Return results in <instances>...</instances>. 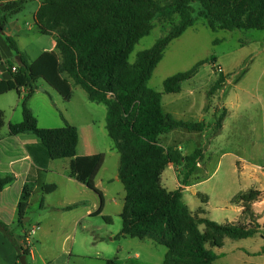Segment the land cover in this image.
<instances>
[{
	"label": "trees",
	"instance_id": "16d2710c",
	"mask_svg": "<svg viewBox=\"0 0 264 264\" xmlns=\"http://www.w3.org/2000/svg\"><path fill=\"white\" fill-rule=\"evenodd\" d=\"M25 4V0L0 1V30L5 29L10 17L25 9ZM200 19L213 31L264 32V0H44L35 15V25L40 34L56 37V55H45L36 67H32L17 41L6 37L9 49L20 61L12 59L4 65L9 76L16 80L17 93L23 95V120L10 123V134L27 133L39 139V143L30 145L28 150L34 163L42 168H47L53 160L77 156L78 128L66 120L63 127L42 128L28 105L39 89V78L47 74V69H56V77L65 88L60 94L67 101L72 98L73 87L80 85L89 101L106 105V128L114 143L113 150L120 154L118 177L126 191L119 237L150 239L165 247L167 251L161 264H214L218 256L212 249L224 247L226 239L238 241L259 234L264 237V225L258 224L253 209H245L236 223L197 218L184 203L182 188L168 191L161 183L162 173L174 164L183 167L181 185L189 186L198 163L203 160L202 149L185 156L178 148L164 147L160 139L178 129L206 130L205 122H185L166 112L162 97L180 93L183 83L192 80L207 61L169 77L164 82V93L151 89L148 84L166 48ZM157 20L171 24V29L131 62L134 47L151 33ZM245 72L240 73L236 83ZM227 77L220 73L210 93L221 90ZM226 115V109L216 115L215 134L222 130ZM5 125L6 114L0 110V132ZM104 161L105 155L100 154L85 174L86 186L97 193L101 202L100 209L93 215L103 214L104 193L95 180ZM14 180V176L0 178V192ZM57 188L56 184H47L43 194L53 193ZM21 193L19 218L23 223L33 187L26 185ZM262 195L253 188L240 192L231 202L252 203ZM103 217L107 224L112 223V217ZM0 228L11 237L8 225L0 221ZM28 255L29 250L21 246L19 257ZM106 264L119 263L116 258Z\"/></svg>",
	"mask_w": 264,
	"mask_h": 264
},
{
	"label": "rangeland",
	"instance_id": "374dc122",
	"mask_svg": "<svg viewBox=\"0 0 264 264\" xmlns=\"http://www.w3.org/2000/svg\"><path fill=\"white\" fill-rule=\"evenodd\" d=\"M43 1L26 0L25 9L12 18L14 21L18 20L23 28L25 27L27 36L23 38L22 43L31 46L35 52H39L50 40L42 34V36L39 35L40 41L33 37L36 35L33 17ZM26 24H28L27 27H32V31L27 32ZM171 27L169 23L161 20L155 21L151 33L134 47L130 61H136L140 52L154 46L169 32ZM13 39L16 40V37L13 36ZM0 45L2 52L8 53L6 36L0 35ZM202 61L207 62L199 68V72L192 80L183 83L182 93L164 94L163 104L166 111H170L169 100L179 96L188 97L192 90L194 92L192 96L194 118L186 119V121L198 122L200 113L203 112L206 114L205 120L209 124H214L215 116L222 114L224 110L222 106L224 99L230 96L233 100L236 95L241 97L242 110L233 113L234 118L227 127L225 139L217 140L213 144H208L206 139L198 142H184L186 149L191 152L200 147H203L204 151L202 160L204 167L191 180L190 186L193 187L185 192V200L190 202L193 209L196 208V214L199 217H206L217 223L234 222L239 219L230 201L231 197L239 192L264 187V182L259 181L261 170L264 172V82L261 83L260 94L256 92L259 68L260 65H264V32L261 30L213 31L205 24L204 19H200L166 48L163 60L153 72L148 86L164 93V82L169 77L190 71ZM244 70L246 72L236 83L238 76ZM223 72L228 76L229 83L226 80L221 90L211 94L210 91L219 74ZM56 75V69H47V74L37 83L39 89L48 91L53 101L51 111L38 112V119L43 128L63 127L64 119H66L80 132L78 159L75 161L74 169V189L68 193L71 195L73 204L79 203L73 209L72 241L67 243L68 247H71V264H106L108 260L116 258L119 264L133 262L161 264L167 251L165 247L150 239L119 237L123 227L121 213L124 208L126 191L117 178L120 154L113 150L114 143L106 128L107 106L89 101L87 93L80 85L73 87L72 98L67 101L65 96L60 94L65 88ZM17 98L18 93L16 92L0 96V110L6 114V123L14 116L13 108H16L13 123L16 118L20 121L23 119L21 103H15ZM11 103H14L13 107ZM177 132L187 135V132L182 129H178ZM174 136V133L164 135L160 142L164 147L170 146ZM243 145H245L243 148L238 149ZM100 154L105 155V162L95 182L104 193L105 203L103 214L93 215L100 209L101 202L97 193L86 186L85 174L97 162ZM236 155L246 161L238 160ZM178 177L177 181L171 170L167 168L161 175L162 186L168 191H174L175 187H180L181 179L184 178L181 174ZM65 188L63 183L60 192L52 196L51 201L58 200ZM40 193H36L33 197L29 210L31 221L27 223L29 226L37 221L40 213L44 212L41 208ZM104 215L113 218L111 224L106 223ZM76 220L78 222L75 230L73 226ZM70 222L71 219L66 226L68 229ZM226 242L225 247L212 249L218 256L214 264H227V261L239 256L235 252L237 247H241L245 252L256 251L262 239L254 236L240 241L227 239ZM136 254L139 255L138 258L135 257ZM261 255L264 260V253ZM251 257L255 261L261 260L254 255Z\"/></svg>",
	"mask_w": 264,
	"mask_h": 264
},
{
	"label": "crops",
	"instance_id": "0c3cea01",
	"mask_svg": "<svg viewBox=\"0 0 264 264\" xmlns=\"http://www.w3.org/2000/svg\"><path fill=\"white\" fill-rule=\"evenodd\" d=\"M41 4L42 2L39 4L36 13L39 10ZM35 15L33 17L34 22ZM15 16L16 15L10 17L9 22L7 23L5 29L0 32V35L12 38L13 36H15L17 40L16 43H18L20 50L26 53L30 58V64L32 65V67H36V65L40 63V61L45 55H56V37L54 35H44L46 37H49L50 40L45 43L46 46L41 48L39 52H35L31 46H26L25 44H23L22 42L27 36V33L25 32V27L23 28V26L18 20L14 21L12 19ZM27 25L28 24H26V27ZM26 30L27 32H30L32 31V27L28 26ZM39 35L42 36L36 28V35L33 36L35 40L40 41ZM1 49L2 47L0 45V55L2 58V63L8 60L17 59L16 54L10 51V49L8 50V53L5 54L2 52ZM261 52H263V50H261ZM17 61L20 60L17 59ZM3 67L5 66H0V96L9 94L11 92L17 93L18 90L15 88L16 80L12 79L9 76V72L7 70L5 71V68ZM259 70L260 73L256 80V92L260 94V86L261 83L264 82V65H260ZM36 74L40 75V71L36 72ZM223 74L226 73L223 72ZM41 79L42 78H39L38 82ZM227 83H229V78H227ZM235 87L237 88V86ZM20 90H23V88H21ZM182 91L177 94H181ZM193 95L194 92L190 90L188 97L179 96L178 98L169 100V105L171 108L170 111H166L164 104L163 107L166 112L170 113L173 117L178 120L185 119V122H196L193 120L186 121V119L194 118V110L192 105ZM240 98V96L236 95L233 100L230 98V96L224 99L222 106L224 109L227 110V115L225 118V122H223L222 130L218 134L214 133L213 124H209V122L205 120L206 114L201 112L200 120L198 122H205L207 125L206 130L203 132L185 131L187 132V135H184L183 132H177V130H174L171 132L175 135L174 139L172 140L171 145L167 147L178 148L183 152V155L186 156L193 153L196 149L192 152L189 151L188 149H186V145L184 144V142H198L202 139H206L208 141V144H213L217 140L219 141L225 139L224 136L227 127L232 122L231 119L234 118L233 113H238L242 110L243 105L241 104ZM22 99L23 95L21 96L18 94V98L16 99L15 103H21ZM13 105L14 103H11V107H13ZM28 105L32 110L33 114L37 117L36 119H38V112L44 113L51 111V107L53 108V101L52 97L50 96V94H48L47 90L38 89L30 98ZM13 109L14 116L11 117L12 120H8V123H6L5 127L0 132V178H4L6 176L15 177L14 182L5 187L4 190L0 192V221L10 227L11 234V237H9L7 233L2 228H0V264H20L21 257H19V248L23 246L22 242L24 240L26 231L35 225H39L40 230L34 238L30 254L26 257L27 264H71V247L69 248L67 243L72 241L73 209L67 210L66 208L70 205H73L71 195L68 193H71V191L74 189V169L75 161L78 159V154L72 159L53 160L48 164L47 168L37 166L34 163L32 156L30 155L28 147L30 145L39 143V139L36 136L27 133L20 134L17 136H13L10 134L9 125L10 123H13L16 114V108ZM66 121L69 124L74 125L69 120ZM20 122L22 121L16 118L15 123ZM38 122L39 126L42 127L39 119ZM183 137L185 138L183 139ZM244 146L245 145L240 146V148L238 149H241ZM202 148L200 147L199 149ZM235 157L238 160L246 161V159L242 158L241 156L236 155ZM197 166V171L194 172L191 177V180L195 178V174L197 172H200L201 169L204 167L203 161H200ZM168 169L171 170L174 175V178L178 181V175L181 171H183V168L181 166H175L174 164H170ZM261 172V179L259 181L264 182V172L262 170ZM117 178L119 179L118 175ZM63 183L66 187L64 192L60 193L61 197L58 200L52 202V196L60 192ZM191 183L192 182H190L189 186H182L180 184V187L183 189V201L188 206L193 216L197 218H202L197 216L196 208L193 209L190 206V202H187L184 197L185 192L193 187L190 186ZM47 184H56L58 188L53 193L43 194V187ZM26 185H30L33 187V193L30 199V206L26 211L23 223H20L19 203L22 196L21 192H23V189ZM180 187H175L174 191L180 189ZM255 189L261 191L263 194L258 201L252 203L242 202L239 204H233V209L235 210V213L238 214L239 220L241 218L242 212L245 209H253L258 218V224L262 226L264 225V187H257ZM38 192H41V208L44 210V212L40 213L39 216H37V221L31 226H29L27 224L31 221V212H29V210L32 206L33 197ZM59 214L61 215L57 216ZM69 219H71V222L69 226L70 228L68 229L66 226L68 224ZM239 220H236L234 222H228L236 223ZM77 222L78 220L74 222L73 227L75 228V230L77 227ZM256 237H260L262 239V242L256 251L245 252V250H243L241 247H237L235 249V252L238 253L239 256L235 257L233 260L227 261V264H264V260L262 259L263 255H261L264 253V237L261 234L257 235ZM226 243L227 242H225L224 247L226 246ZM57 251H60V253H57ZM236 253L234 255H236ZM251 255L259 257L261 260L255 261L252 259ZM135 257L138 258L139 255L136 254Z\"/></svg>",
	"mask_w": 264,
	"mask_h": 264
},
{
	"label": "built area",
	"instance_id": "2783aa9c",
	"mask_svg": "<svg viewBox=\"0 0 264 264\" xmlns=\"http://www.w3.org/2000/svg\"><path fill=\"white\" fill-rule=\"evenodd\" d=\"M0 1H3V0H0ZM0 66H5L4 63L0 62ZM5 68V71L7 70L6 66L3 67ZM16 71V68L13 67V72ZM0 75H1V72H0ZM40 230V226L39 225H35L33 227H31L29 230L26 231L25 233V236H24V240H23V247L24 249H27L29 250V254H30V251L32 250V243L34 241V236L37 235L38 231Z\"/></svg>",
	"mask_w": 264,
	"mask_h": 264
},
{
	"label": "water",
	"instance_id": "95a60500",
	"mask_svg": "<svg viewBox=\"0 0 264 264\" xmlns=\"http://www.w3.org/2000/svg\"><path fill=\"white\" fill-rule=\"evenodd\" d=\"M1 31H2V30H0V32H1ZM17 59L20 60V57L17 56ZM26 257H27V256H22V257L20 258V264H27V262H26Z\"/></svg>",
	"mask_w": 264,
	"mask_h": 264
}]
</instances>
